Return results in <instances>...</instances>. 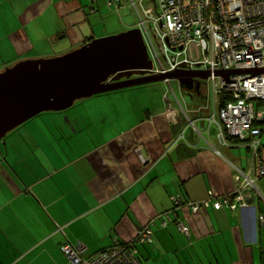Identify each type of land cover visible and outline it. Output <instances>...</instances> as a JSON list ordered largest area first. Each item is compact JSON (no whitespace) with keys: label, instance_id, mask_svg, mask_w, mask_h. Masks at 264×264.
Returning <instances> with one entry per match:
<instances>
[{"label":"crops","instance_id":"crops-1","mask_svg":"<svg viewBox=\"0 0 264 264\" xmlns=\"http://www.w3.org/2000/svg\"><path fill=\"white\" fill-rule=\"evenodd\" d=\"M132 1L0 0V47L11 62L50 58L139 29ZM172 82L162 94L147 85L84 99L6 136L0 264H70L65 243L89 257L145 227L153 241L137 245L142 264H264V182L236 211L191 209L235 194V166L251 162L243 167L234 151L244 144L218 141L209 90Z\"/></svg>","mask_w":264,"mask_h":264},{"label":"built area","instance_id":"built-area-1","mask_svg":"<svg viewBox=\"0 0 264 264\" xmlns=\"http://www.w3.org/2000/svg\"><path fill=\"white\" fill-rule=\"evenodd\" d=\"M138 3L139 30L154 64L153 74L209 72L204 81L213 98L208 119L219 130L218 141L230 146L231 137L252 152L248 170L235 166V194L214 203L216 209L226 203L236 210V202L245 203L264 182V72L251 73L264 70V0L132 1L135 7ZM230 71L247 73L229 75L228 80L216 75ZM221 95L230 97L223 107ZM208 204L196 203L193 211ZM152 241L153 233L145 227L132 241L116 242L93 256L86 257L87 248L81 244L65 243L61 250L70 264H142L137 245Z\"/></svg>","mask_w":264,"mask_h":264},{"label":"water","instance_id":"water-1","mask_svg":"<svg viewBox=\"0 0 264 264\" xmlns=\"http://www.w3.org/2000/svg\"><path fill=\"white\" fill-rule=\"evenodd\" d=\"M154 64L139 29L94 39L53 58L17 62L0 72V143L12 131L47 112H63L77 101L129 88L178 81H206L209 72L176 70L153 74ZM264 70H253L252 74ZM247 71L218 72L229 75Z\"/></svg>","mask_w":264,"mask_h":264},{"label":"rangeland","instance_id":"rangeland-1","mask_svg":"<svg viewBox=\"0 0 264 264\" xmlns=\"http://www.w3.org/2000/svg\"><path fill=\"white\" fill-rule=\"evenodd\" d=\"M131 23H135V20H134V16H133V19L131 20ZM132 24V25H133ZM3 25H5V23L2 21V19L0 18V35L1 36H4L5 35V29L3 28ZM60 43H64V42H60ZM63 47L64 46H56L55 47V49L56 50H59V49H63ZM12 55H13V52L11 51V48H9V49H3L2 47H0V72H2V71H4L7 67H12L13 65H15L17 62L15 61V62H11L12 61ZM59 56V55H58ZM52 57H55V56H52ZM52 57H50V58H52ZM11 62V63H10ZM7 63V64H6ZM5 65H8V66H5ZM2 67H4V68H2ZM171 85L175 88H177V84H176V82H170V83H160V84H153V85H148V87L149 88H159L160 89V91H161V94H162V87H164L165 89H170V87H171ZM147 87V88H148ZM203 89H204V94L205 95H209V92H208V88H207V85H205L204 87H203ZM166 91V90H165ZM185 92V91H184ZM164 93V92H163ZM108 94H111V93H107V94H103V96L104 95H108ZM187 94H189L190 95V92L189 91H187ZM145 99L147 98V96H143ZM188 98H190L189 96H188ZM187 97H186V99H187V102H190L189 101V99H188ZM77 103H78V101H77ZM74 106H75V104H74ZM73 106V107H74ZM212 110V109H211ZM49 113V112H48ZM44 114V113H43ZM93 114H95V113H93ZM210 115H211V111H210ZM37 117V116H36ZM35 117V118H36ZM210 117V116H209ZM262 141L264 142V135H263V137H262ZM236 153H237V158H240V160H241V163H242V165H243V167H245L246 166V164L247 163H249V161H250V159H251V156H252V154H251V152H249L248 150H247V148L245 147V145H242L241 147H238L237 149H235L234 150ZM245 165V166H244Z\"/></svg>","mask_w":264,"mask_h":264},{"label":"trees","instance_id":"trees-1","mask_svg":"<svg viewBox=\"0 0 264 264\" xmlns=\"http://www.w3.org/2000/svg\"><path fill=\"white\" fill-rule=\"evenodd\" d=\"M111 3L113 4L114 2L113 1H111ZM92 40L90 39V40H88L87 42H85L83 45H85V44H87V43H89V42H91ZM82 45V46H83ZM81 47V46H80ZM183 89H185L184 87H182ZM201 89H203V88H201ZM112 93V92H111ZM227 100H230V97H227V96H225V95H221L220 96V100H219V103H220V106L221 107H223L224 106V104H225V102L227 101ZM79 102V101H78ZM43 114V113H42ZM41 115V114H40ZM39 116V115H38ZM259 123H257L256 125H258ZM260 125V124H259ZM219 131V130H218ZM228 139H229V141H231V142H238V140L237 139H234V138H231V137H228ZM225 198H223V199H218L217 201H223ZM204 201H202V202H199V203H203ZM207 202H209V204H208V206H210V204L211 205H213V207H214V203L216 202V201H214V200H208ZM193 205L194 204H192L191 205V209L193 210ZM205 206V205H204ZM204 206H202V208L204 207ZM208 206H205L206 208L208 207ZM225 206H227V207H229V208H231L230 207V204H226V203H224L223 205H222V207L221 208H223V207H225ZM215 208V207H214ZM220 208V209H221ZM216 209V208H215ZM220 209H216V210H220ZM236 210H238V208L236 209ZM235 210V211H236Z\"/></svg>","mask_w":264,"mask_h":264},{"label":"flooded vegetation","instance_id":"flooded-vegetation-1","mask_svg":"<svg viewBox=\"0 0 264 264\" xmlns=\"http://www.w3.org/2000/svg\"><path fill=\"white\" fill-rule=\"evenodd\" d=\"M196 82V84L194 85V88H198V89H201V88H203V86H204V84H205V82L204 81H202V80H196L195 81Z\"/></svg>","mask_w":264,"mask_h":264}]
</instances>
